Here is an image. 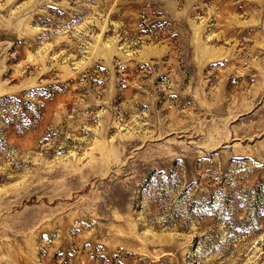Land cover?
Segmentation results:
<instances>
[{"label":"rangeland","instance_id":"374dc122","mask_svg":"<svg viewBox=\"0 0 264 264\" xmlns=\"http://www.w3.org/2000/svg\"><path fill=\"white\" fill-rule=\"evenodd\" d=\"M0 264H264V0H0Z\"/></svg>","mask_w":264,"mask_h":264}]
</instances>
